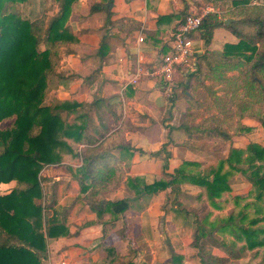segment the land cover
<instances>
[{"label": "trees", "instance_id": "trees-1", "mask_svg": "<svg viewBox=\"0 0 264 264\" xmlns=\"http://www.w3.org/2000/svg\"><path fill=\"white\" fill-rule=\"evenodd\" d=\"M17 1L26 0H0V122L14 118L11 125L0 128V184L16 183L9 192L0 193V264H47L48 239L71 234L66 220L50 213L53 203L44 205L40 202L44 195L42 169L48 164L63 162L65 153L82 157V165L75 175L81 195L99 217L109 213L110 223L127 210L137 208L142 200L155 193L170 187H174L178 193L183 182L202 187L211 205L222 208L224 194L232 192L230 175L239 172L251 185L247 195L233 193L235 203L240 204L245 200L244 205L238 211H231L215 225L209 226L197 219L193 246L198 249L200 264H209V260L216 264H232L233 258L241 259L247 251L252 250H255L254 255L246 262L236 264H264V251L260 253V248L264 247V138L262 143L250 140L245 148L232 146L228 155L207 172L188 170L192 166H201L200 162L188 159L169 171L167 158L164 162L165 175L161 179L139 185L143 178H128V186L135 196L116 200L94 199V196L101 194L106 180L115 176L118 170L116 165L121 163L122 158H113V154L104 153V150L97 151L96 147L100 148L101 144L93 146L100 140L94 138L90 128L95 132L100 130L98 125L93 124L89 110H98L104 98H96L91 103L56 98L51 103H45L49 76L56 73L61 47L78 41L68 24L75 0H57L61 5L57 15L48 19L43 15L34 20L13 11ZM231 2L233 7L227 11L233 20L229 24H225V18L214 19L217 15L212 14L205 18L198 31L209 43L214 29L226 25L238 37V41L225 44L224 50L218 54L223 62L221 65L232 69L242 68L243 81L246 85L249 82L248 88L253 87L256 93L261 91L264 94V0L258 3L250 0ZM112 7L113 0H101L95 2L91 10L105 11L106 22L113 23ZM105 44L106 38L103 37V48ZM256 103L253 102L250 109ZM79 108L88 109L76 116L72 123L67 122L63 113L76 112ZM252 113L261 120L264 131V106ZM99 115L105 128L99 134L104 137L110 129L104 123L102 114ZM119 117L116 114V123ZM180 127L189 132L191 130L186 123ZM247 129L240 126L241 132ZM214 130L217 131L216 128ZM219 134L231 138L224 132ZM74 143L92 147L89 148L91 151L83 149L85 152L82 150L78 154L74 150ZM128 144L124 142L118 146L124 158L127 153L131 154ZM111 161H115V165ZM249 207L252 212L248 210ZM182 211L189 215L188 210ZM218 233H228L233 239ZM205 238L226 255L205 253ZM107 251L111 256L108 261L114 262L117 256L112 253L113 249L107 247ZM170 254L172 264H177V253L171 249ZM257 256L259 259L255 261ZM124 264L148 263L128 260Z\"/></svg>", "mask_w": 264, "mask_h": 264}, {"label": "crops", "instance_id": "crops-1", "mask_svg": "<svg viewBox=\"0 0 264 264\" xmlns=\"http://www.w3.org/2000/svg\"><path fill=\"white\" fill-rule=\"evenodd\" d=\"M47 1L45 0L43 13L55 14L58 4L54 0ZM99 1L101 0L73 2L69 23L78 41L70 43V48L62 49L57 88L53 90L55 98L85 103L104 98L105 101L98 110L92 108V112L90 111L94 114L92 115L95 116L96 125L101 132L105 128L99 113L103 114L109 132L124 127L128 139L137 135L140 127H145L142 138H139L140 142L135 144L137 139L133 140L138 150L127 153L126 158L120 155V150L113 152L115 157H122L121 161L125 164L131 156L133 162H138L148 152L155 156L164 154V159L179 158L180 161V158L190 157L189 159L200 160L201 151L192 150L179 143L185 137L180 125L175 122L176 106L165 99L167 89L164 81L142 75L136 83H132L130 78L139 65L144 68L152 67L165 53L172 50V32L188 12L204 4L220 5L225 11L233 7L232 2L223 4L210 0H113V23H107L105 11L91 10L92 5ZM51 2L53 7L50 6ZM49 6L53 8L52 12L48 11ZM215 15L218 20L222 19V13ZM228 18L231 17L228 16L225 20ZM200 33L196 31L193 34L196 51L192 64L177 71L172 94H186L188 98L194 99L193 94H209L211 85L214 86L216 94H228L224 90L225 85L239 79L238 69L221 65L223 62L220 55L218 56L224 50L225 44L237 42L238 37L226 25L214 29L209 43H206ZM103 37L106 38L104 48ZM140 37L143 40H139ZM114 112L119 116L122 112L117 123ZM124 117L132 121V131L123 124ZM152 122L164 134L153 135L158 139H152L149 133L148 126ZM118 145L121 144H117L115 150ZM139 173H145V169L127 172V175L134 176ZM13 182L1 183L0 193L9 192L11 189L3 191V188ZM74 206L73 209V205L63 206L66 215L72 212L68 219L76 218L81 213L84 218L77 224L70 225L69 236L48 239L46 263L51 254L50 261L53 264H61L63 261H67V264H107L106 261L111 258L107 247H111L112 253L117 255L120 254L118 250L122 251L120 255L127 253L129 236L126 231H129L130 226L133 227L135 221L139 225V213L135 217V214L127 215L126 211V218L120 216L112 223H104L99 222V216L89 205ZM123 224L127 226L124 232Z\"/></svg>", "mask_w": 264, "mask_h": 264}, {"label": "rangeland", "instance_id": "rangeland-1", "mask_svg": "<svg viewBox=\"0 0 264 264\" xmlns=\"http://www.w3.org/2000/svg\"><path fill=\"white\" fill-rule=\"evenodd\" d=\"M47 1V0H46ZM59 8L58 11L53 15H48L43 13L45 7L44 2L40 0H26L17 1L14 3L13 11L18 13L24 18L34 20L43 15L46 19L57 15L60 11V2L54 0ZM224 0H217V2H222ZM231 3V0H226ZM260 0H250L252 3H258ZM48 2V1H47ZM223 4L225 2H222ZM73 5V4H72ZM51 7L52 2H51ZM48 7V11H53V8ZM47 7V5H46ZM234 12V11H233ZM72 13V12H71ZM43 14V15H42ZM222 19L230 16L229 11L225 10L222 13ZM214 19H217L214 17ZM70 18L68 20L69 23ZM71 26V25H70ZM72 28V27H71ZM73 31V29H72ZM74 32V31H73ZM70 45H65L60 49V61L56 68V73L49 76V86L45 95V103H51L55 100L54 91L57 88V77H58V67L61 64V52L64 47H69ZM238 69L239 79L231 84H227L224 90L228 91V94H216L213 90V85L209 90V94H193L194 99H190L186 94H167L165 99L172 102L173 106H176V112L174 114L175 122L179 125L182 123L188 124L191 128L190 132L186 131L183 127H180L184 133V140L179 142L181 145L187 146L192 150L201 151L202 154L199 157L200 160L179 158L169 159V171H173L176 166H179L181 162L185 159L195 160L201 163V166H192L188 170L194 172H207L211 166H216L221 159H224L230 148L232 146L238 148H245L250 140L262 143L264 138V131L262 128L261 120L253 115L252 112H258L264 106V94L260 91L256 93V90L252 87L249 89L248 83L243 81L244 71L241 68ZM233 83V84H232ZM216 85V84H215ZM229 92H235V94H229ZM58 99V98H57ZM260 100H262L260 102ZM254 108L252 106L253 102H256ZM88 108H82V111L77 110L76 112H64L63 116L67 122L72 123L76 116L81 114ZM124 109V106H123ZM92 112V108L90 110ZM252 111V112H251ZM93 114V113H92ZM91 113V118L93 124H96V118ZM103 115V114H102ZM122 116V112H121ZM120 116V117H121ZM125 116V114H124ZM119 117V118H120ZM14 118H7L0 122V128H5L12 124ZM112 123V121H110ZM123 124L125 127H130V131L134 125L132 121L124 117ZM153 122L150 126V135L152 139H158L156 134H163L161 129L157 128L156 125L153 126ZM246 126L248 129L245 131H240V126ZM217 129L214 130V128ZM141 130L137 132V135H132L131 138H127L126 129H117L115 132H109L104 137L100 136L99 132H95L93 128H90V133L94 138H99V142L93 144L96 150H104V153L113 154L114 151L119 152V148L115 150L117 144L129 143L130 152L138 150L135 144L140 142L142 134L145 132V127H140ZM213 128V129H212ZM114 131V130H113ZM219 132H224L231 136V138H226L224 135L219 134ZM164 135V134H163ZM140 138V139H139ZM172 139V138H171ZM183 139V138H182ZM81 146L78 143H74V150H77L78 154L84 149L86 152L91 151L89 148ZM119 146V145H118ZM83 150V151H84ZM84 151V152H85ZM162 151V150H161ZM159 151V154L161 153ZM134 153V152H132ZM64 161L58 164H48L42 171V186H43V198L40 200L42 204L53 203V206L49 209L51 214H56L60 218H65L67 224L75 225L84 218L83 213L77 214L76 218L71 217L68 219L72 212L65 214L63 206L65 204L73 205L72 209L75 208L74 205H89L86 202V198L83 199L81 195L80 186L78 179L76 178V170L82 165V157L75 156L72 153H65ZM154 154V153H153ZM148 152V155L143 157L138 162H133V157L129 159L127 164L121 163L116 165L118 167L117 173L110 180H106L104 186L101 188V194L98 197L94 196V199H112L116 200L123 198L125 196H135L133 190L128 186L129 177H140L143 178L139 181V185L142 182H152L154 180L161 179L165 175L164 154L155 156ZM115 157L116 155L113 154ZM128 156V155H127ZM171 157V156H170ZM117 158V157H116ZM120 158V157H118ZM117 158V159H118ZM115 160V159H114ZM144 160V161H142ZM115 165V161H111ZM115 162V163H114ZM225 168H227L225 166ZM135 169V170H133ZM145 169V173H139L138 175H127V172L141 171ZM70 178V179H69ZM230 182L232 186V192H226L221 199L222 208H214L206 197L204 189L200 186L194 185L189 182H183L180 185V191L170 187L167 190L161 191L159 193L153 194V196L142 200L141 204L137 208H132L127 210V215L140 214L139 225L135 221L133 227L130 226L129 231H126L127 226L123 224V232L128 233L129 238L127 243V253L121 254V250H118L120 254H116V259L114 262L106 261L107 264H124L128 260H134L136 262H147L148 264H162L164 261L167 264H172V259L170 258L171 249L174 250L178 257H176L177 264H200V259L198 256V249L193 246L194 233L197 229L198 222L197 219L202 220L206 225H215L226 218L231 211H238L241 206L244 205L245 200L240 204H236L233 198V193H239L243 195L249 194L251 189L250 183L247 179L241 175L239 172H233L230 175ZM14 184L6 186L3 191L11 189ZM2 189H0V192ZM139 204V203H138ZM90 207V205H89ZM186 209L189 211V215H186ZM251 212L252 208H248ZM96 213V212H95ZM72 215L75 216L73 213ZM125 215V213L123 214ZM126 218L127 216H123ZM143 215V216H141ZM67 217V218H66ZM80 217V219L78 218ZM111 215L109 213L103 214L98 217L99 222L108 223L110 222ZM225 235L228 239H233L232 235ZM205 243L204 252L213 253L215 255H226V253L213 245L210 241L203 240ZM242 242H238L241 244ZM115 249V248H114ZM264 251V247L260 248V253ZM255 250L247 251L243 258L236 259L233 258V263L246 262L252 255H254ZM50 259L47 264H53ZM259 259L256 257L255 261ZM47 261V260H46ZM93 261V260H92ZM67 264V261H65ZM62 264V263H61ZM209 264H216L212 260H209ZM244 264V263H243Z\"/></svg>", "mask_w": 264, "mask_h": 264}, {"label": "built area", "instance_id": "built-area-1", "mask_svg": "<svg viewBox=\"0 0 264 264\" xmlns=\"http://www.w3.org/2000/svg\"><path fill=\"white\" fill-rule=\"evenodd\" d=\"M224 9L220 5L204 4L188 12L179 21L172 32V50L165 53L162 59L154 66L144 68L138 66L130 78L136 83L142 75L164 81L167 94H172L173 82L178 70L191 66L195 55L193 34L198 31L205 18L212 14H221ZM139 40H143L142 37ZM62 264H66L65 261Z\"/></svg>", "mask_w": 264, "mask_h": 264}, {"label": "water", "instance_id": "water-1", "mask_svg": "<svg viewBox=\"0 0 264 264\" xmlns=\"http://www.w3.org/2000/svg\"><path fill=\"white\" fill-rule=\"evenodd\" d=\"M232 20H233L232 18H228V19L225 20V23L229 24Z\"/></svg>", "mask_w": 264, "mask_h": 264}]
</instances>
